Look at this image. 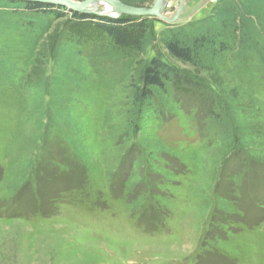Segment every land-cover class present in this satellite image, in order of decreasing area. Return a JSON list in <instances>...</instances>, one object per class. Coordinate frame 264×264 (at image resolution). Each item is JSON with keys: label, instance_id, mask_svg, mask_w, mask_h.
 I'll list each match as a JSON object with an SVG mask.
<instances>
[{"label": "rangeland", "instance_id": "rangeland-1", "mask_svg": "<svg viewBox=\"0 0 264 264\" xmlns=\"http://www.w3.org/2000/svg\"><path fill=\"white\" fill-rule=\"evenodd\" d=\"M25 2L0 0V264H264V0H186L141 54ZM228 22L196 62L165 47Z\"/></svg>", "mask_w": 264, "mask_h": 264}, {"label": "trees", "instance_id": "trees-1", "mask_svg": "<svg viewBox=\"0 0 264 264\" xmlns=\"http://www.w3.org/2000/svg\"><path fill=\"white\" fill-rule=\"evenodd\" d=\"M121 1L124 3H128L125 0ZM25 3L27 5V9L32 11L43 13H47L49 11L52 15H55L57 11L59 12L57 8L46 3ZM71 13L74 17L83 19L84 21H87V18H97L101 20V22L97 24L96 28L94 29L95 31L88 32L89 29L87 30V28L85 27H83V30H87V33H83L82 29L80 30V32L78 33L80 37L79 40L81 42L80 44L86 45L87 43H89V41H98L97 39L103 38L102 36H108L110 41L112 38L113 43L119 48L130 49L136 53L138 52V54H141V52H143L142 50L144 48V43L146 42L145 37L147 35H145V31L147 33L149 26H152L155 21V18L151 17L122 15L118 18H110L106 16L82 14L75 11H71ZM60 14L62 15V13ZM227 18L228 14L226 15V19ZM228 24L229 22L225 24L222 23V25H214V27L206 24L198 30H194L192 28L190 31L184 30V32L179 29V27H177V30H171V38H167V40L164 42L165 47L170 53L171 57L178 61L184 63L196 62L200 49L203 48L209 53H214L212 51L216 48V38L219 37V34L222 33L221 31H224L225 26H227ZM260 26L263 25L260 24ZM236 30H238V28H236ZM179 31L180 34H178ZM150 33H152L151 30ZM253 53L254 51L252 52V54ZM251 59H253V57H250V60ZM254 61H257V59L255 58ZM258 62L260 63V61ZM167 66V62L159 57L152 58L144 66L140 76L141 88L137 92V103H139L142 97L145 98L146 95H150L151 93H153L154 89L163 88L165 80L168 79L170 74ZM212 103L213 102H209L208 107ZM208 111V114L210 116L211 114H215V110L211 111L210 107L208 108Z\"/></svg>", "mask_w": 264, "mask_h": 264}, {"label": "water", "instance_id": "water-1", "mask_svg": "<svg viewBox=\"0 0 264 264\" xmlns=\"http://www.w3.org/2000/svg\"><path fill=\"white\" fill-rule=\"evenodd\" d=\"M17 1H26V2H39L54 4L63 7H67L72 11L79 12L82 14L96 15V16H106L110 18H118L122 15L129 16H140V17H151L157 18L164 22L165 24L175 23L179 21L180 15L185 9L186 0H178V5L175 12L171 16H167L166 10L170 5V0H156L155 4L152 7H138L133 5H128L122 2L121 0H17ZM95 4H106L114 7L113 13L105 10L104 7L108 6H99L98 9H91V5Z\"/></svg>", "mask_w": 264, "mask_h": 264}, {"label": "bare ground", "instance_id": "bare-ground-1", "mask_svg": "<svg viewBox=\"0 0 264 264\" xmlns=\"http://www.w3.org/2000/svg\"><path fill=\"white\" fill-rule=\"evenodd\" d=\"M104 5H105V6H108V7H104L105 10H107L108 12L113 13V11H114L115 8L112 7V6L106 5V4H103V5H101V4H99V5H98V4H95V5H91L90 8H91V9H98L99 6L102 7V6H104Z\"/></svg>", "mask_w": 264, "mask_h": 264}]
</instances>
